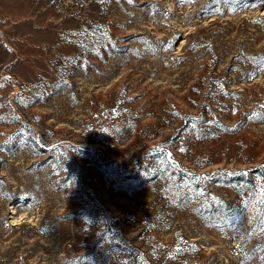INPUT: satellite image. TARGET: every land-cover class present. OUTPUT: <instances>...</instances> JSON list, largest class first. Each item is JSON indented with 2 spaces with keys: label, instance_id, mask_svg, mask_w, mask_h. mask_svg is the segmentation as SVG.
<instances>
[{
  "label": "rangeland",
  "instance_id": "374dc122",
  "mask_svg": "<svg viewBox=\"0 0 264 264\" xmlns=\"http://www.w3.org/2000/svg\"><path fill=\"white\" fill-rule=\"evenodd\" d=\"M264 0H0V264H264Z\"/></svg>",
  "mask_w": 264,
  "mask_h": 264
},
{
  "label": "snow or ice",
  "instance_id": "6c2138e0",
  "mask_svg": "<svg viewBox=\"0 0 264 264\" xmlns=\"http://www.w3.org/2000/svg\"><path fill=\"white\" fill-rule=\"evenodd\" d=\"M259 204L261 205L260 217H259L260 228L261 231L264 232V186L261 187ZM261 259H264V257H262Z\"/></svg>",
  "mask_w": 264,
  "mask_h": 264
}]
</instances>
